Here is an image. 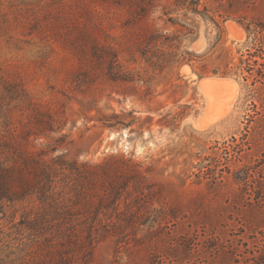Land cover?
Here are the masks:
<instances>
[{
	"label": "rangeland",
	"instance_id": "obj_1",
	"mask_svg": "<svg viewBox=\"0 0 264 264\" xmlns=\"http://www.w3.org/2000/svg\"><path fill=\"white\" fill-rule=\"evenodd\" d=\"M117 1L0 0V79L17 85L6 91L0 83L1 111L9 108L13 123L5 126L0 115L1 133L16 130L24 136L42 111L52 116L53 130L32 135V151L58 147L50 159L64 155L79 164L132 160L161 187L174 211L171 224L136 239L130 233L124 240L111 237L96 246L90 264H263L264 201L257 199L264 189L249 196L233 178L234 171L248 166L264 184V121L255 112L262 111L261 104L246 101L242 78L205 76L235 80L238 95L226 116L200 129L196 124L207 108L202 78L182 61L190 51L206 54L209 69L221 65L223 49L236 55L247 40L239 16L264 20V8L253 11L254 0L226 3L233 16L221 24V33L203 14L175 7V0H154L149 15L137 23L136 7ZM255 6L263 7L259 1ZM199 10L205 13L204 7ZM178 29L183 30L181 61L163 64L161 51L153 63L142 57L147 32L175 36ZM93 43L99 59L91 58ZM107 48L116 51L133 82L112 80ZM114 114L119 118L112 119ZM109 120L124 124L109 127ZM213 173L227 185L216 186L209 178ZM65 178H58L62 192ZM24 213L20 204L0 209V247L4 256L14 253L11 259L36 250L37 239L17 225Z\"/></svg>",
	"mask_w": 264,
	"mask_h": 264
},
{
	"label": "trees",
	"instance_id": "obj_2",
	"mask_svg": "<svg viewBox=\"0 0 264 264\" xmlns=\"http://www.w3.org/2000/svg\"><path fill=\"white\" fill-rule=\"evenodd\" d=\"M243 1L251 0H206L205 3L203 0H175L174 5L203 14L223 33L221 24L233 16V11L225 7L230 6L229 2L241 6ZM258 1L263 7L255 6ZM117 2L136 7L132 16L137 23L149 15L154 0ZM201 6L205 13L199 10ZM251 6L253 11L264 8V0H254ZM235 8L232 7V10H236ZM216 16L221 20H217ZM239 18L247 33V40L237 49L236 55L230 48L223 49L222 64L212 69L204 61L206 54L186 51L184 53L189 57H184L182 62L183 65L192 67L200 78L211 74L242 78L246 101L251 104L256 100L260 102L262 111L255 112L264 121V20L261 15L253 19H249L247 15H240ZM168 22L174 27L180 25L181 28H186L172 19ZM187 31L188 34H194L191 29ZM177 32L180 34L175 36L160 30L147 32L140 51L142 57L153 63L154 58L158 57L157 52L161 51L165 61L163 64L174 63L177 59L181 61L179 58L182 56L178 53L182 46L180 38L183 30L178 29ZM97 48L96 43H93L91 58H100ZM105 51L112 59V80L133 82L134 80L126 77L118 63L116 51L112 48ZM86 69L85 66L80 71L84 72ZM138 80L142 81L141 78ZM0 83L6 91L17 86L5 79H0ZM22 94L26 95V92L22 91ZM2 108L0 104V115L4 117L5 126H12L11 110L7 108L6 112H2ZM37 114L35 123L24 129V136L16 134V130H9L6 134L0 131V209L9 204H20L25 213L17 225H21L22 230L29 232L33 239H37L36 250L22 259H11L14 254L12 252L2 255L3 250L0 247V264H90L96 246L111 237L124 240L129 236L127 233H130L136 239L138 233L159 232L171 224L174 211L164 202L163 190L150 179L148 171H143L132 160L112 157L98 165L88 162L79 164L77 161L68 160L64 155L50 159V154L58 150V147L32 151L30 137H40L44 129L52 131L54 125L51 115L42 111H37ZM111 118L118 119L119 115L114 114ZM109 121V127L124 124L121 121ZM39 130L42 131L34 132ZM60 141L63 140H58ZM247 167L233 172L235 183L249 196L252 195L251 192L262 195L264 184L259 183L254 171ZM61 174L66 175L63 192L59 189L58 178ZM209 178L218 187L227 185L223 177L215 173ZM124 193L127 197H124ZM260 199L264 201V195L257 200Z\"/></svg>",
	"mask_w": 264,
	"mask_h": 264
},
{
	"label": "bare ground",
	"instance_id": "obj_3",
	"mask_svg": "<svg viewBox=\"0 0 264 264\" xmlns=\"http://www.w3.org/2000/svg\"><path fill=\"white\" fill-rule=\"evenodd\" d=\"M200 86L206 97L207 108L196 125L205 129L231 111L238 95V84L231 78L210 77L202 79Z\"/></svg>",
	"mask_w": 264,
	"mask_h": 264
},
{
	"label": "water",
	"instance_id": "obj_4",
	"mask_svg": "<svg viewBox=\"0 0 264 264\" xmlns=\"http://www.w3.org/2000/svg\"><path fill=\"white\" fill-rule=\"evenodd\" d=\"M202 79H204V78H202Z\"/></svg>",
	"mask_w": 264,
	"mask_h": 264
}]
</instances>
